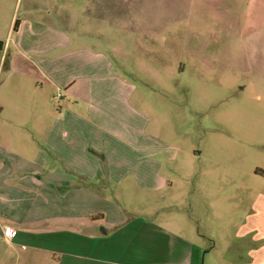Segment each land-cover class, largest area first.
Here are the masks:
<instances>
[{
	"label": "rangeland",
	"instance_id": "374dc122",
	"mask_svg": "<svg viewBox=\"0 0 264 264\" xmlns=\"http://www.w3.org/2000/svg\"><path fill=\"white\" fill-rule=\"evenodd\" d=\"M247 2L79 0L67 31L71 54L61 59L70 72L64 80L74 84L53 92L44 118L48 124L51 112L73 106L72 94L85 96L90 73L103 95H117L112 80L125 82V118L88 121L99 131L93 146L107 150L94 154L108 162L97 168L104 178L94 187L103 199L91 207L80 199L79 207L85 224L118 227L100 243L103 252L73 247L80 258H50L14 231L5 234L10 244L0 242V264H181L187 251V264H247V238L238 232L264 207V24L244 22ZM102 54L113 67H88ZM40 149L32 143L24 155L34 159ZM41 197L30 209L68 203ZM13 206L7 223L17 228L21 217L32 218ZM142 227L148 234L141 244L123 240Z\"/></svg>",
	"mask_w": 264,
	"mask_h": 264
},
{
	"label": "crops",
	"instance_id": "0c3cea01",
	"mask_svg": "<svg viewBox=\"0 0 264 264\" xmlns=\"http://www.w3.org/2000/svg\"><path fill=\"white\" fill-rule=\"evenodd\" d=\"M78 7L79 0H0V40L5 45L0 64V242L10 244L12 238L5 237L4 233L10 228L16 232L14 238L21 233L22 240L33 242L32 248L51 254L50 258L56 254L80 258L83 255L72 249H78L82 243V249L103 252L100 243L118 227L110 224L99 230L93 223L85 224L83 218L79 219V207L80 199L85 200L82 204L87 207H91L94 199H103L94 192V187L104 178L97 168L108 162L107 158L102 160L94 154L92 135L99 131L88 121L125 118L127 101L120 91L125 82L112 80L113 85L119 87L117 95H103L100 94L102 85L90 73L85 96L72 94L73 106L66 105L65 109L60 106L51 112L48 124L44 118L49 112L47 104L50 106L56 100L53 92L66 91L74 84L64 80L65 74L70 75V72L61 59L62 55L71 54L72 41L67 31L75 26ZM250 19L264 24V0H248L244 22ZM85 54L91 62L94 60L95 53L86 48ZM99 56L96 61L100 63L88 64V67L92 70L113 67L105 54ZM5 60L7 71L2 68ZM80 104H87L88 109L80 112L77 109ZM83 134L86 136L81 147L84 154L78 158ZM32 143L41 148L34 159L24 155ZM96 151L99 156L107 153L104 149ZM48 154L54 157L56 166H50ZM79 178L82 186L76 184ZM37 196L47 200L65 198L68 203L65 207L60 202L59 208L55 203L51 210L36 208L33 211L30 207ZM10 205L30 211L28 216L32 218L21 217L15 223L20 224L17 228L7 223L13 214ZM101 219L104 220L103 215ZM125 230L127 228L118 233ZM242 232L247 238L244 242L248 248L247 264H264V207L247 215L238 236ZM146 234L148 229L142 227L141 233L131 231L122 237L125 242L141 244ZM149 240L151 238L147 242ZM249 248L252 249L249 251ZM185 255L181 264L191 262L190 252ZM193 264L198 263L195 260Z\"/></svg>",
	"mask_w": 264,
	"mask_h": 264
},
{
	"label": "trees",
	"instance_id": "16d2710c",
	"mask_svg": "<svg viewBox=\"0 0 264 264\" xmlns=\"http://www.w3.org/2000/svg\"><path fill=\"white\" fill-rule=\"evenodd\" d=\"M17 29V25H15L14 27V31H16ZM4 42L0 40V64H1V60H2V55H3V52H4ZM3 71H7L8 70V62L7 60H5V62L3 63ZM0 113H1V108H0Z\"/></svg>",
	"mask_w": 264,
	"mask_h": 264
},
{
	"label": "built area",
	"instance_id": "2783aa9c",
	"mask_svg": "<svg viewBox=\"0 0 264 264\" xmlns=\"http://www.w3.org/2000/svg\"><path fill=\"white\" fill-rule=\"evenodd\" d=\"M6 235H12L13 234V231L10 229V228H7L4 232Z\"/></svg>",
	"mask_w": 264,
	"mask_h": 264
}]
</instances>
